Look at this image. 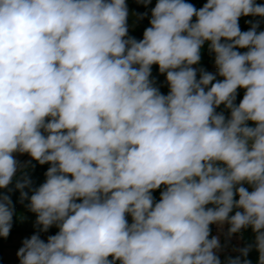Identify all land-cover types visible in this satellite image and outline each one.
I'll use <instances>...</instances> for the list:
<instances>
[{
	"label": "clouds",
	"instance_id": "1",
	"mask_svg": "<svg viewBox=\"0 0 264 264\" xmlns=\"http://www.w3.org/2000/svg\"><path fill=\"white\" fill-rule=\"evenodd\" d=\"M242 16L264 4L157 0L137 40L126 0H0V189L26 167L14 153L50 164L38 188L27 172L15 184L38 227L20 264H221L210 225L225 223L251 227L264 264V31ZM206 42L217 72L197 79ZM14 211L0 194V236ZM252 247L227 264H251Z\"/></svg>",
	"mask_w": 264,
	"mask_h": 264
},
{
	"label": "crops",
	"instance_id": "2",
	"mask_svg": "<svg viewBox=\"0 0 264 264\" xmlns=\"http://www.w3.org/2000/svg\"><path fill=\"white\" fill-rule=\"evenodd\" d=\"M187 2V0H185ZM129 9V18L128 25L129 31L128 35L131 37H135L139 30H144L150 27V19H151V9L155 7L157 0H151V2L145 6L142 3H138L137 0H126ZM147 13L143 17V19H138L137 14ZM143 33L139 36L138 40L143 39ZM241 53L247 51V49H238ZM215 66V54L210 53L207 42L202 46L201 49V60L197 65H193L192 67L195 69H203L211 73L212 68ZM151 79L155 80V85L159 88L161 94L167 95L169 92V86L166 81V74H161L159 72V66L153 65L151 69ZM217 79H222V77H217ZM245 89L237 90V98L235 103L238 105L242 100ZM218 112H223L226 118L230 117V110L225 109L224 105H220L218 107ZM248 125L254 127V122L249 121ZM14 158L17 159L22 166L26 165L31 157L27 154L14 153ZM22 170V169H21ZM19 171L16 176L13 178V181L18 179ZM249 191L252 190V187L248 184H244ZM31 195H29L30 197ZM238 199V196L235 197ZM21 202V201H19ZM79 202V201H78ZM21 206L19 209L14 208V216H13V232L10 234L8 240L4 244L2 254H1V264H20L19 258L17 256V252L20 247H22V241L26 238H30L33 234L38 232V227L36 226V214L31 212L27 207L29 200H24L21 202ZM18 204V203H17ZM16 204V205H17ZM235 209L230 215L235 214ZM129 223L132 222V218H128ZM212 236H217L219 238V243L221 245L220 250L216 252L218 255L221 264H227V260L229 257L235 258L240 256L239 249L248 246L249 244L253 245L251 251L248 253L247 259L251 261V264H258L259 261V252L255 248V233L252 231L251 227L242 229L240 233L233 234L231 236L228 235L229 225L225 223L224 225L212 224L210 225ZM59 229L53 225L49 228L47 232H40V238L47 242V238L51 235H55ZM112 257H109L111 260ZM243 260L244 257H241ZM116 264H120V261L117 260Z\"/></svg>",
	"mask_w": 264,
	"mask_h": 264
},
{
	"label": "trees",
	"instance_id": "3",
	"mask_svg": "<svg viewBox=\"0 0 264 264\" xmlns=\"http://www.w3.org/2000/svg\"><path fill=\"white\" fill-rule=\"evenodd\" d=\"M206 2H207V0H187V3L193 4L197 9L201 8ZM255 2L257 4H264V0H255ZM257 20L260 21V26H259L258 31H264V17H252V16H242L239 18V26H240L241 31H247L251 27V25L249 23H246V21L256 22ZM194 21H195V17L193 18V22ZM142 33H143V31L139 30L134 38L138 40L139 36ZM207 44H208V42H207ZM199 75H200V72L197 69V79H199ZM216 111L218 112V108L216 109ZM49 167H50V164L40 165L36 170H33L34 172H30V174H28L29 178L33 182L31 184L32 189L38 188L41 184H43L46 181L45 173ZM36 177H40V180H39V178H36ZM20 179H22V175H21V177H18L17 180H20ZM17 180H16V182H17ZM12 183H14V184H11V185H13V188H15V181ZM13 188H11V189H13ZM14 190L17 192H13L12 195L15 198L19 197L18 201H17V203H18L19 201H21L20 200V191L17 190L16 188ZM164 190H166L164 185H161V187L159 189L153 190L152 196H153L155 202H159L160 197H161V192ZM24 191L27 192L28 195H32V191L29 188H25ZM16 204L13 203L14 208L16 207ZM207 207H212V205H208ZM130 217L131 216L129 215L128 218H130ZM13 224H14V222H12V228H11L10 233H9L7 238L0 236V264H1V254H2L4 244L6 243V241L8 240L10 234L13 232V229H14Z\"/></svg>",
	"mask_w": 264,
	"mask_h": 264
},
{
	"label": "rangeland",
	"instance_id": "4",
	"mask_svg": "<svg viewBox=\"0 0 264 264\" xmlns=\"http://www.w3.org/2000/svg\"><path fill=\"white\" fill-rule=\"evenodd\" d=\"M40 166V164L37 162V161H35V160H33L32 158L28 161V163L26 164V167H22V170H20L19 171V176L18 177H21V175H22V172H27V174H30V172H34L33 170H36L38 167ZM36 178H39V180H40V177H36ZM38 180V181H39ZM40 182V181H39ZM33 183V182H32ZM11 184H14V183H11ZM9 185L8 186V188H6V189H0V194H6V195H9L10 196V198H11V200H12V202L13 203H17V201H18V198H15V197H13V192H17V191H15L14 189L15 188H13V185ZM40 185V184H39ZM11 188H13V189H11ZM14 190V191H13Z\"/></svg>",
	"mask_w": 264,
	"mask_h": 264
},
{
	"label": "built area",
	"instance_id": "5",
	"mask_svg": "<svg viewBox=\"0 0 264 264\" xmlns=\"http://www.w3.org/2000/svg\"><path fill=\"white\" fill-rule=\"evenodd\" d=\"M217 72V68H216V66H214L213 68H212V71H211V73H216Z\"/></svg>",
	"mask_w": 264,
	"mask_h": 264
},
{
	"label": "water",
	"instance_id": "6",
	"mask_svg": "<svg viewBox=\"0 0 264 264\" xmlns=\"http://www.w3.org/2000/svg\"><path fill=\"white\" fill-rule=\"evenodd\" d=\"M21 204H22L21 202H18V204L16 205V209H19Z\"/></svg>",
	"mask_w": 264,
	"mask_h": 264
}]
</instances>
